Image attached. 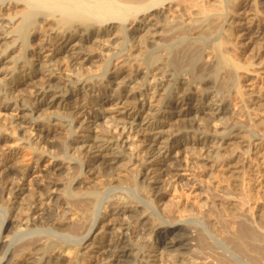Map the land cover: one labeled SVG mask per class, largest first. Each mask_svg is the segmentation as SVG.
<instances>
[{
  "label": "bare ground",
  "instance_id": "obj_1",
  "mask_svg": "<svg viewBox=\"0 0 264 264\" xmlns=\"http://www.w3.org/2000/svg\"><path fill=\"white\" fill-rule=\"evenodd\" d=\"M260 7L0 0V264H264V208L250 209L264 173L243 161L258 156L248 132L257 123L245 130L226 117L238 103L241 118L239 85L264 69L230 55L232 30L238 46L264 41V24L244 18ZM214 27L223 37L200 49ZM207 55L213 76L194 78ZM232 78L227 96L206 89ZM50 127L68 136L58 156L44 146ZM18 148L34 166L20 164ZM182 151L197 156L199 185L168 200L161 173ZM47 158L53 167L29 180Z\"/></svg>",
  "mask_w": 264,
  "mask_h": 264
},
{
  "label": "rangeland",
  "instance_id": "obj_2",
  "mask_svg": "<svg viewBox=\"0 0 264 264\" xmlns=\"http://www.w3.org/2000/svg\"><path fill=\"white\" fill-rule=\"evenodd\" d=\"M263 10H264V8H262V7H260L258 10L253 9L252 10L253 12L251 11L250 14L249 13L246 14L245 15L246 17L244 16V18H246L247 20L254 19L253 21L255 24L258 25L260 22V25H263L264 24V12H263ZM254 11L255 12L257 11L256 12L257 14ZM215 28L217 29V27H214L213 30L211 31V32L214 31L215 33L214 32L213 33H211V32L207 33L210 36H208L206 33H205L206 35L205 34L202 35L201 43H203V44L201 45L202 48L200 47V49L205 50V51H209V50L211 51L212 46H214L216 43H218L220 38L223 37L220 34L221 32H218L219 30L218 29L215 30ZM232 32L231 33L233 35L231 34V36H230V34H229V37L232 40L231 41L232 42L231 47L233 50L231 49L230 51L232 53L231 52H229V53H231L230 55L233 59H236V61H238L242 65H245V64L248 65V63H250L251 57H257L259 60L264 61V41L258 42L256 44H250L249 46H245V48H244V47H242V45L239 44L240 46H238V43H236V41H237L236 30H234V31L232 30ZM203 37L206 39V40L204 39L205 41L203 40ZM208 56H210V55L205 56L206 58L204 57L201 60V62H199L196 65V69L194 68L195 71L192 72V75L194 73V75H193L194 78L195 77L201 78L202 76H203L202 78H205V77L209 78V77H211V75L213 76L214 65L216 64L215 63L216 61L214 59L215 58L214 56H210L209 58H208ZM210 58H211V60H210ZM247 74L249 75V78L252 80L251 84H249L250 82H247V80H245V82L243 80L240 83V85L241 84L242 85L241 86L239 85V87H240L239 89L243 90L242 92L244 94V101L242 102V106L245 108L244 113L240 114L241 118L239 117V115H235V117L233 116V114L236 112V110L240 106L237 103L238 106L237 105L235 107L232 105L230 106L228 115H226V117L227 116H228V118L230 117L229 119H235L236 118L235 119V120H237L236 122L239 124L240 127L246 128L245 130H247V129L249 130V128L251 127V124L253 122L257 123V128H256V126H255V128L253 127L254 129L251 127L248 132H249V134H251V133L253 134V136H251L252 134L250 135L251 136L250 142L252 143V145L257 144V146L254 147V150H255V152L257 150L258 159L256 156H253V158H252L253 160H251V161H250L251 157L250 158L246 157L245 159H243L244 158L243 157L242 159L245 162L247 161L246 163L249 166L247 170L249 171V169H250L249 172L252 171L251 168L253 167L255 170L253 169L252 172L257 171V169H258V171L261 174H263L264 173V144L261 140H263V138H264V69L259 70V71L254 70V72L252 70V71H249ZM124 76H125V73H124ZM193 76H192V78H193ZM40 78L41 77H38L33 81L34 86L38 85L40 83V81H41ZM219 80L220 81H218L216 83V85H214V84L207 85L206 89L215 90L218 92L220 91L221 93L224 92V94L226 96L229 95V92L231 93L234 91V89H235L234 85H236V83H235L236 81L234 82L235 79L233 80V78H232L230 80V82H227L228 85H227V83L223 82L222 79H219ZM232 82L234 84H232ZM34 86H22L20 88V93L28 94L29 92L32 91L31 89H34ZM249 94H250V96H249ZM259 97H260V99H259ZM193 105H194V103H193ZM184 108H186V107H184ZM249 119H250V121H249ZM259 120H260V122H258ZM101 123L102 122H100V124ZM179 123H181V122H177L175 125H177ZM182 124H185V123H181V125ZM46 126H49V125L47 124ZM252 129H253V131H252ZM49 130H50V135H49L48 141L49 140L50 141H49V143H47L44 146H46V150L53 151V152H55L54 155L58 156V152L61 151L59 149H61L62 145L64 144V142L66 141L68 136L65 135V133L59 129H52V127H50ZM249 134L244 133V135H247V136H249ZM256 135L257 136L259 135V136L257 137ZM261 137H262V139H261ZM240 141H241V139H240ZM238 142H239V140H238ZM259 142L261 143L260 145H259ZM54 145H55V148H54ZM235 147H237L238 150L241 148L243 149L242 144L241 145L236 144ZM235 147L233 146L232 148H234V150H235ZM17 152H18L17 158H18V161L20 162V164H22L23 166H26V167L34 166V154L30 149L18 148ZM183 152L184 151H182L181 155L177 156L175 159L168 160L165 163V165L163 166L161 178L163 181L168 180L171 182V187L168 189V192L170 194L168 200L169 199L173 200V201H179L180 199H182V200L186 199L187 200L188 199L187 197L199 185V181L197 180L198 175H197V167H196L197 156L192 155L191 153L187 154L186 152H184V153ZM248 159H249V161H248ZM46 161H48V162L42 163V169L39 170L40 174L37 173V174L33 175L32 177L29 178V180L34 179V181H40L42 179L41 172H43V169L45 170V169H50L53 167V164L55 163L54 160H50L49 158H47ZM211 172H213L211 165H208L205 174L211 173ZM62 177H64V176H62ZM204 179L206 181V178H204ZM259 191L260 192L258 193L257 200H256L255 204L253 203V205L250 208V209H252V211H251L252 214L258 213L261 209L264 208V196H263L264 195V188H261ZM224 197L232 198L234 196L226 195ZM6 241H7V239H6Z\"/></svg>",
  "mask_w": 264,
  "mask_h": 264
}]
</instances>
